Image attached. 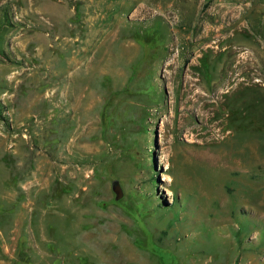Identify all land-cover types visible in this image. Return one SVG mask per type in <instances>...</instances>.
I'll return each mask as SVG.
<instances>
[{
	"label": "rangeland",
	"instance_id": "obj_1",
	"mask_svg": "<svg viewBox=\"0 0 264 264\" xmlns=\"http://www.w3.org/2000/svg\"><path fill=\"white\" fill-rule=\"evenodd\" d=\"M0 264H264V0H0Z\"/></svg>",
	"mask_w": 264,
	"mask_h": 264
}]
</instances>
